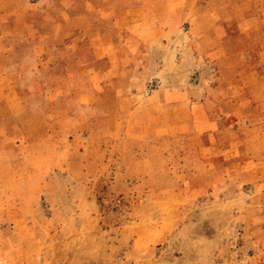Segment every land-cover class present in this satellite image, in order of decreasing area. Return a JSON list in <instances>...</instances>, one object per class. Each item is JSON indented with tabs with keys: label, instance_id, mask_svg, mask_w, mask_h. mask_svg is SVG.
I'll return each mask as SVG.
<instances>
[{
	"label": "rangeland",
	"instance_id": "obj_1",
	"mask_svg": "<svg viewBox=\"0 0 264 264\" xmlns=\"http://www.w3.org/2000/svg\"><path fill=\"white\" fill-rule=\"evenodd\" d=\"M87 2L0 0V264H264V0Z\"/></svg>",
	"mask_w": 264,
	"mask_h": 264
},
{
	"label": "crops",
	"instance_id": "obj_2",
	"mask_svg": "<svg viewBox=\"0 0 264 264\" xmlns=\"http://www.w3.org/2000/svg\"><path fill=\"white\" fill-rule=\"evenodd\" d=\"M87 1V0H86ZM102 0H88L86 3V9L87 10H101L103 8V2Z\"/></svg>",
	"mask_w": 264,
	"mask_h": 264
}]
</instances>
